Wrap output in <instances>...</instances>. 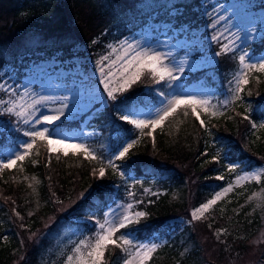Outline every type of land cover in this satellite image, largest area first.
Masks as SVG:
<instances>
[{
    "label": "trees",
    "instance_id": "trees-1",
    "mask_svg": "<svg viewBox=\"0 0 264 264\" xmlns=\"http://www.w3.org/2000/svg\"><path fill=\"white\" fill-rule=\"evenodd\" d=\"M5 1L10 5L8 11L11 14L4 30H0V72L9 65L19 72L18 80L25 76L31 63L51 58L70 59L81 43L101 47V43L109 40L112 34L122 39L150 21L188 22L196 27L205 24L202 10L206 0H156V7L148 8L147 12L141 11V0ZM174 9H177L175 15L170 14ZM19 18H22L21 21ZM26 24L38 27L40 38L37 43L26 48L12 47L2 53L6 35L16 30L23 32ZM96 40L99 42L97 45L94 44ZM254 47L257 53H261L264 40ZM218 60L216 67L192 74L185 82L187 86L203 79L206 84L211 83L217 88L227 84L226 80H233L239 71L236 51L221 54ZM249 81L240 94L241 99L235 101L230 109L216 116L201 113L200 119L205 121L207 131L189 112L188 116L178 113L170 117L151 136H140L138 129L129 134L133 132V127L118 120L116 105L120 99H117L104 111L95 113L91 120L102 132L93 143L98 159L89 160L84 154L64 156L60 152L49 156L45 147L36 145L33 154L23 162L18 161L16 167L0 171V264H12L19 256H22L19 264H41L37 256L51 242L52 235L67 227L80 233L92 232L96 221L101 220L111 202L125 194L124 189L131 182L137 183L139 189L150 185L163 190L146 197L148 204L143 206L146 218H142L139 224L121 229V232L134 236L135 242L152 237L156 232L164 233L165 227H169L165 223L174 218L190 219V209L209 200L236 172L251 170L264 163V127H260L264 124V73L252 72ZM146 86L150 91L144 94L142 88ZM169 90L166 85L155 84L146 77L132 85L124 95L134 102L143 100L145 103L141 106H146L158 103L164 98L159 92L163 91L168 96ZM245 116L249 119H244ZM81 124L74 121L63 123L62 127L64 131H72L80 128ZM253 124L257 126L253 127ZM116 129H121L124 135L117 133L114 136ZM149 131L146 129L145 132ZM8 134L0 133V159L5 158V150L13 145ZM127 135H139V142L130 150L128 157L120 161V167L125 171V176L121 177L120 169L116 171L108 165L106 148L109 142L114 150V144L121 143ZM217 153L219 162L212 159ZM229 164L237 165L235 172L228 171ZM100 167L105 168L103 177L99 175ZM218 176L224 179H216ZM31 183L35 185L40 201V208L32 215L29 210L34 209V197L28 193ZM263 186L264 179L249 184L228 201L237 206L248 194ZM79 192H86V195L76 200L74 215L56 220L35 244L26 239L27 233L34 232L47 215L57 210L59 200L77 198ZM248 206L240 207L239 213L231 211L232 215H236L237 223L244 222L246 231L249 227L243 217L247 215ZM253 218L255 230L250 235L257 231L262 220L258 213ZM209 220L195 221L193 226L185 225L154 253L147 264H206V239L203 237L206 235H200L201 230L210 233L214 240L213 229L217 230L227 223L226 217L219 211ZM226 239L227 244L218 240L216 249L228 256L227 248L242 249L247 242V237L240 235L236 240L232 236ZM125 255L119 248L109 246L105 252V264H122ZM209 263L216 264L212 259Z\"/></svg>",
    "mask_w": 264,
    "mask_h": 264
},
{
    "label": "rangeland",
    "instance_id": "rangeland-1",
    "mask_svg": "<svg viewBox=\"0 0 264 264\" xmlns=\"http://www.w3.org/2000/svg\"><path fill=\"white\" fill-rule=\"evenodd\" d=\"M141 2L140 9L142 12H147L149 10L148 8L156 7V0H141ZM80 5L81 7L84 6L82 2ZM9 9L10 5L5 0H0V30H4L6 22L10 19L9 14L11 13L8 11ZM176 11L177 9H174L170 14L175 15ZM202 13L205 18V24L197 27L191 26L188 22L164 21L163 23H159L150 21L143 28L136 30L131 35L124 36L122 39H118L114 36L115 34H112L113 36L109 40L101 43V47H94L93 45L90 47L89 45L81 43L80 46L76 47L74 55L70 59L51 58L49 60H41L38 63H31L25 71V76L20 80L17 79L19 72L17 73L16 69H12L7 65L1 69L0 84H4L6 89H16L18 95H23L26 90L29 95L25 99L29 102L32 99H38L40 96L50 97L51 99L45 103L37 105V111L35 113L37 117L42 114H51L62 103L67 102L69 105V108L66 110L67 119L63 120V123L80 121L82 124L80 128H75L72 131L65 130L64 134L72 138L71 142L86 143L95 153L93 143L101 136L102 132L97 124H92L91 120L95 113L104 111L112 103V100L108 99L106 101L107 106L105 107L104 101L106 99V93H104L103 85L100 82L101 78L99 76L97 61L103 55L110 53V46L120 49L125 42H129L138 45L140 48H149L162 52L168 58L166 62H170L173 66H184L185 71L182 74L181 80L176 82L174 88H169L168 96H166L168 99L176 93L197 94L202 98L209 99L220 113L225 112L235 103V101L230 102L233 96L231 90L235 87L234 79L231 81L226 80L227 84H221L217 88L211 83L209 85L206 84L203 79L199 80L197 84L189 85V87L187 86L188 83L185 82L188 81V78L192 74L216 67L219 63V56L215 55V53L220 51L222 43H228L230 39L236 36L239 37L236 40L237 47L234 50L237 53V58L242 54L241 48L249 53L252 63L264 57V50L261 53H257L254 47L260 44L261 40H264V0H206L204 1ZM130 14L132 15L131 12ZM219 16H223L225 19L217 22ZM21 19L19 18L20 21ZM213 22H216L215 28L212 27ZM26 26L27 28L23 32L18 33V30H16L6 35L2 53H5L7 49H12V47L26 48L30 44L37 43L40 38L38 27L36 28L29 24H26ZM220 33H224L221 40L217 41L212 39L213 36H219ZM97 43H99L98 40L94 44L97 45ZM240 71L241 66L239 65L238 72ZM251 74L252 72L249 73V76ZM142 91L146 94L150 90L146 86L142 88ZM65 97H68L67 101L64 100ZM10 98L17 99V96H13L10 91L0 89V100L7 101ZM121 98L122 94L118 93L117 99ZM165 105V98L160 99L158 103L153 102V104L146 106L140 105V108L149 115H143L138 118H154L157 112L162 111ZM2 107L0 106V109ZM131 126L133 127V132L129 134H134V131L137 129L133 125ZM30 127L32 125H24L22 122L17 124L15 117H9L0 111V133H9L8 138H11L10 142L13 144L5 150L6 156L3 159H6L18 150H22L18 148V145L28 139L23 136V132ZM117 133L118 135H124V133L119 131L114 133V136ZM137 137H129L127 135L124 137V140H138L139 138ZM37 145L47 149V145L44 142L38 141ZM114 145L116 147L118 143ZM60 153L63 154V152ZM112 153L113 148L108 142L106 148V155H108L107 161L112 158L119 169L123 171L124 169L120 167V160H115ZM69 154L73 153L69 151ZM77 154L83 155L82 152ZM262 167H264V163L251 170L236 172L234 177L229 179L224 186L216 190L211 198H213L216 192L222 191L224 187H228L230 183L233 184L232 191L228 192L211 209L206 211L202 219L196 220L192 216L190 219L185 217L174 218L169 221L170 223H165L169 227H165L166 230L162 234L156 232L152 237L137 242H135L134 236L129 235V238L133 240V244L136 246H151L156 244L159 245L158 249H160L174 237L177 231L182 230L185 225L193 226L195 221L203 222L204 220H208L210 222L209 219H213L216 216V211H219L221 215L226 217L227 223L221 228H217V230L215 228L213 229L214 240L210 233L206 234L205 230L202 229L200 233L202 236L206 235V237L203 236L206 239L204 245V251L207 253L206 257L209 260L212 259L215 261L216 264H264V214L262 213V209L264 208V186L263 188H257V190L252 191L237 206H234L231 201H228L233 199V194L241 191L247 185L259 183L264 179L262 178L261 181H243L240 184H235L237 175H242L244 172H255ZM124 192L125 194L123 193L119 198L111 202L99 221L103 222L106 214H109V219L116 220L120 218L124 214L128 203L133 204L135 211L145 212L143 206L148 204V202H145L146 197L162 193L163 190L150 185L139 189L137 188V183L131 182L128 183V187L124 189ZM28 193L34 197V209L31 208L29 210V214L32 215L40 208V201L36 196V187L34 184H30ZM130 193H133L134 196L130 195ZM78 194L77 198L69 197L66 200H59L57 210L47 215L39 223L34 232L27 233L26 239L30 243L35 244L39 242L40 237L46 234L49 226L55 223L56 220L62 219L64 216L74 215V207L77 204V199L83 198L86 192H79ZM137 201H142V203H137ZM246 205H249V210L243 218H246L248 223V231L244 227V222L237 223L238 219H236V215H232L231 213V211L239 213L240 207ZM196 207L190 209V214ZM256 213H258V216H261L262 220L257 226V231L250 235V232L255 230L252 222L254 219L253 215ZM97 230L98 227L96 224L95 229L89 233H80V231L70 229L69 227L64 228L52 235L51 238L53 239L37 256V259L41 264H65L66 257L72 254L74 246L81 240H89L92 238ZM220 230L225 231L221 232L218 236L217 233ZM239 235L241 237H247V242L242 249L233 247V250H229L231 247L227 248L228 250L226 251L229 252V256L220 250L217 251L216 242L218 240L221 239L227 244L228 239L226 238L228 236H232L236 240ZM131 251H134V248H130ZM21 258L22 256H19L12 264H19ZM208 259L206 264H210Z\"/></svg>",
    "mask_w": 264,
    "mask_h": 264
},
{
    "label": "snow or ice",
    "instance_id": "snow-or-ice-1",
    "mask_svg": "<svg viewBox=\"0 0 264 264\" xmlns=\"http://www.w3.org/2000/svg\"><path fill=\"white\" fill-rule=\"evenodd\" d=\"M224 19L225 17L219 16L217 22ZM212 27H216V22L212 23ZM223 36L224 33H220L219 36H213L212 39L219 41ZM237 39H239L238 36L230 39L228 43H222L220 51L215 53V55L219 56L234 52L237 47ZM110 48V53L103 55L97 61L99 76L101 78L100 82L103 85L104 93H106V99L104 101L105 107L107 106L106 101L108 99L116 101L117 94H122V98L116 105L118 120L126 122L128 125H133L135 129L139 130L140 136H151L157 128H162L170 117H174L178 113L188 116L189 112L199 121L200 126L204 127L207 131L205 121L200 119L201 113L208 116L222 114L209 99L202 98L200 95L176 93L168 99L165 93L160 91L159 95L164 97L166 101V105L162 111H158L154 118H138L143 115H149L140 108V105L145 102L143 100L134 102L131 97L123 94L128 93L132 85L141 82L145 77L149 78L155 84H164L168 88H174L176 82L181 80L185 68L183 65L177 67L173 66L170 62H166L168 58L158 50L140 48L138 45L129 42H125L120 49L111 46ZM241 52L242 54L238 56L241 71L234 77L235 87L231 90L233 96L230 102L241 99L240 94L244 92V86L250 82V72L264 73V57L252 63L249 53L243 48H241ZM0 89L10 91L13 96H17V99L0 100V106H3L0 111L9 117H15L17 124L22 122L24 125H32V127L23 132V136L28 139L18 145V148L22 150L14 152L6 159H0V171L12 169L16 167L18 161L23 162L32 155L33 149L38 141L44 142L47 145L49 156L53 152H63L64 156H68L69 151H71L74 155L82 152L89 160L98 159L89 145L86 143L71 142L72 138L64 134L62 123L63 120L67 119L66 110L69 108L67 102L62 103L51 114H42L37 117L35 115L37 105L45 103L51 99L50 97L40 96L38 99H32L29 102L25 99L29 95L26 90L23 95H18L16 89H6L4 84H0ZM64 100L67 101L68 97H65ZM244 119L249 118L245 116ZM256 126L253 124V127ZM260 127H264V124L260 125ZM145 129H150V131L146 133ZM120 130L116 129L117 132ZM138 142L137 139L124 140L114 148L112 156L115 160L124 161L128 157L130 150ZM153 143H155L154 136ZM57 159H59V156H57ZM212 159L219 162V153L214 155ZM108 165L114 170L119 171V167L114 163L112 158L108 160ZM227 168L229 172H235L237 165L229 164ZM99 175L100 177L105 175L104 167H100ZM119 175L124 177L125 172L119 171ZM262 178H264V167L255 172H244L242 175L238 174L235 184L249 180L261 181ZM216 179L223 180L224 177L218 176ZM232 188L233 184L230 183L222 191L216 192L213 198L207 200V202L196 207L191 212L192 218L196 220L202 219L204 213L211 209L228 192L232 191ZM130 195L134 196L133 193H130ZM137 203H142V201H137ZM108 215L106 214L103 222L96 221L98 230L92 238L89 240H81L74 246L72 254L66 257L65 264H105V252L109 246L119 248L126 254L123 259V264H147L152 259L153 253L157 251L159 245L136 246L133 244V240L129 238L130 233L121 232V229H125L128 225L139 224L142 218L147 217V213L135 211L133 204L128 203L124 214L120 218L113 220L109 219ZM223 231L225 230H220L217 235L219 236ZM117 233H120V235L117 236ZM130 248H134V251L130 252Z\"/></svg>",
    "mask_w": 264,
    "mask_h": 264
}]
</instances>
